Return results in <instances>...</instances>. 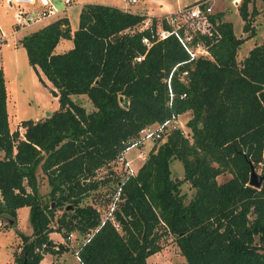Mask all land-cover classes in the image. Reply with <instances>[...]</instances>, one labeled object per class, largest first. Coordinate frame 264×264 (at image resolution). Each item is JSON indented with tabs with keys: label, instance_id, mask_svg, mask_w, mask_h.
<instances>
[{
	"label": "trees",
	"instance_id": "16d2710c",
	"mask_svg": "<svg viewBox=\"0 0 264 264\" xmlns=\"http://www.w3.org/2000/svg\"><path fill=\"white\" fill-rule=\"evenodd\" d=\"M253 1L239 6L247 35L237 36L222 12L214 14L219 36L198 34L211 57L189 58L174 33L157 37L154 16L137 27L145 13L97 1L81 5L74 29L60 15L21 35L29 63L58 90L59 106L21 118L22 132L11 129L0 65V214L12 224L17 208L28 204L32 225L30 233L19 231L11 264H39L44 253L67 250L50 231L67 236L74 229L85 234L76 250L81 264H149L166 234H173L186 264H264V178L258 187L249 184V162L264 173V38L237 59L255 33ZM62 37L73 45L56 51ZM181 60L169 89L167 76ZM183 69L187 81L179 77ZM75 93H85L93 108ZM187 110L189 135L171 129L135 173L116 177L114 194L118 181L121 188L112 217L82 203L111 178L97 175V168L112 162L142 126ZM173 158L183 164L182 179L171 174ZM38 166L51 185L49 200L39 190ZM225 171L232 176L219 181ZM182 180L194 187L187 201Z\"/></svg>",
	"mask_w": 264,
	"mask_h": 264
},
{
	"label": "rangeland",
	"instance_id": "374dc122",
	"mask_svg": "<svg viewBox=\"0 0 264 264\" xmlns=\"http://www.w3.org/2000/svg\"><path fill=\"white\" fill-rule=\"evenodd\" d=\"M73 0L75 2L74 6L67 7L69 11L71 23L73 26L78 24V9L80 4L86 2V0ZM87 1H97L109 4H121L122 0H87ZM195 0H141L132 7L138 10H148V11H165L167 8H176L183 6L185 4H190ZM226 8H231V21L234 24L235 33H239V36L247 35L249 32L243 30V22L241 21V16L238 14L239 6L236 7L231 5L230 0H214L213 6L216 10V4L220 3ZM39 1L36 0L34 4H24L25 8L34 9L32 7L38 6ZM58 7L64 6V2L57 0ZM67 4H65L66 6ZM249 10L255 7L256 12L251 16V27L254 28V35L242 43L241 47L237 53V59H241L251 45L254 44L253 41H261L264 38V5L261 0H254L249 4ZM143 6H146L145 9ZM15 6L11 5L8 0H0V29L8 35L7 42H3L0 45V64L4 66L5 77L7 79V87L9 90V122L10 128L14 129L16 127L22 132L24 127L20 125V118L25 117H35V116H45L46 110H54L59 106L58 96L53 94L51 91L52 86H47L40 78L45 77L42 71L39 73L37 70L29 63L27 58L26 49L23 45L14 43V36L12 31L14 28L18 27L14 23L13 12ZM150 17H145L137 27H143L151 23L152 17L154 16L157 21V27L160 25L161 13L149 15ZM52 17L48 16L47 18ZM38 23L34 24L37 25ZM33 26V25H32ZM20 32L25 31V27L19 25ZM29 28V27H27ZM17 34V33H16ZM64 42H59L56 45V51L62 50ZM73 98L85 105L87 110L93 108V104L85 93H75ZM191 115L190 110L180 113V118L183 120V128L190 133V127L187 125L186 120ZM166 134L164 135L165 138ZM159 139H143L138 145H133L127 150L129 157L134 158V162H140L142 156H138L137 152L139 148L148 150L154 143H158ZM2 154V151H0ZM171 174L177 178H183L184 168L181 160L179 158H173L170 162ZM112 169V171H111ZM256 171L261 172L260 167H255ZM37 174L39 177V190L43 194V197L47 200L50 199L48 194L51 187L46 173L42 170L40 166L37 168ZM97 175H102L103 177H111L106 183H104L99 189H94L89 192L83 199L82 203L90 202L96 205L101 214H105L108 210L110 201L114 195V189L116 187V177H123L124 171L122 165L113 160L109 164L102 165L96 170ZM232 174L225 171L218 175L217 179L219 181H224L230 178ZM181 190L185 193V201H187L194 192V187L190 184L188 180H182L180 183ZM27 205H24L19 210L18 218L12 223L8 224L7 218L0 214V264H10L13 262V249L17 248L21 237L19 231L24 233H30L32 231V225L29 219V213L27 210ZM64 204L56 208V214H59L64 209ZM72 208V207H71ZM55 225V218L52 220ZM53 239L55 241H63L68 244L69 248L61 253H48L44 255V259L47 258L50 264H80V260L76 256V250L82 240L85 239V234L78 229L71 230L72 234L70 236H64L59 230H53ZM162 248L152 255L147 257L149 264H186L185 256L180 252L179 247L174 240L173 234H166L161 238ZM43 259V260H44ZM43 262V261H42ZM44 264V263H42Z\"/></svg>",
	"mask_w": 264,
	"mask_h": 264
},
{
	"label": "built area",
	"instance_id": "2783aa9c",
	"mask_svg": "<svg viewBox=\"0 0 264 264\" xmlns=\"http://www.w3.org/2000/svg\"><path fill=\"white\" fill-rule=\"evenodd\" d=\"M11 4L15 6L13 12L14 20L17 26L27 25L33 20H39L45 16L57 15L63 9L59 8L53 0H41L43 3L42 8L38 10L25 8L24 4L33 3L34 0H8ZM214 0H195L190 4H185L183 6L176 7L174 9L167 8L161 13L160 25L156 27L157 37H164L170 33H174L187 52L189 53V58H195L198 55H206V57H211L209 44L204 42L198 34H205V37L213 38L214 36H219L220 32L218 30V20L214 16L216 10L213 6ZM65 3L70 4L72 0H64ZM122 8L129 10L132 5L136 4L138 0H122ZM231 5L235 7L240 6L242 0H230ZM163 21H166L170 26H164ZM196 36V38H195ZM144 40H147L146 37H143ZM8 35L4 30L0 29V45L3 42H7ZM143 53L137 54L136 59H141ZM183 60L178 61L174 64L167 76V83L169 89H171V75L173 70L177 68L179 63ZM187 69L180 71L179 77L181 80L187 81ZM185 92L182 93V95ZM183 120L180 118V113H173L170 117H167L161 121L146 124L139 129L138 137L125 146L116 156L114 160L118 161L124 171V177L129 174L136 172V168L133 166L130 157L127 156L126 152L129 147L133 145H138L143 139H156L164 138V135L167 134L173 128H180L181 132L185 135H189L187 130L183 128ZM146 151L139 148L137 155L145 157ZM120 181L117 182V190L113 195L112 200L110 201L108 210L104 215L112 217L113 208L116 205V199H118L119 191L121 188ZM72 233L69 232L68 236ZM77 257L78 254L76 253Z\"/></svg>",
	"mask_w": 264,
	"mask_h": 264
},
{
	"label": "crops",
	"instance_id": "0c3cea01",
	"mask_svg": "<svg viewBox=\"0 0 264 264\" xmlns=\"http://www.w3.org/2000/svg\"><path fill=\"white\" fill-rule=\"evenodd\" d=\"M39 1V4H38V6L36 7L35 5H33L32 7H35L34 8V10H38V9H40V8H42V6H43V3H42V1L41 0H38ZM54 1V3L56 4L57 3V0H53ZM62 2H64V0H61ZM85 1V0H84ZM83 1V2H84ZM87 1V0H86ZM141 0H138V2L137 3H139ZM36 2V0H34V2L32 3V4H34ZM10 3V2H9ZM65 3V2H64ZM11 4V3H10ZM65 4H67L66 6H65ZM64 4V6H59V8H61V9H63L59 14H57V15H52V17H49V18H47L48 16H45V17H42V18H40L39 20H33V21H31L29 24H27V25H23V27H25L26 29H25V31H22V32H20V28H18V27H16V28H14L13 29V31H12V34L13 35H15L14 36V43H17V45H19V44H21V42H20V37H21V35L23 34V33H25V32H27V31H29V30H32V29H35V28H37V27H39V26H41V25H43V24H45L46 22H48V21H50V20H52V19H54L55 17H58V16H60V15H67L68 16V18H69V21H70V26H71V29H74V28H76L77 26H73L72 25V23H71V19H70V15H69V11H67V7L69 6V7H73L74 6V4H75V2H73V0H72V2L70 3V4H68V3H65ZM122 4H123V2L121 3V4H116V5H119V6H122ZM11 5H13V4H11ZM30 5H31V3H30ZM57 5V4H56ZM81 5L82 4H80V7H81ZM135 5V4H134ZM58 6V5H57ZM133 6V5H132ZM216 6V12H222L223 13V16H222V19L223 20H226V21H229V22H231L232 23V21H231V15H232V12H231V8H226L225 6H223L222 4H221V2L220 3H218V4H216L215 5ZM80 7H79V9H78V19H79V10H80ZM145 9H147L146 8V6H143ZM29 8V7H28ZM237 7H236V11H237ZM129 10H132V11H136V12H141V13H145L146 14V17L148 16V17H150L149 15H154V14H160V13H162L163 11H148V10H138V9H135V8H133V7H131ZM238 14L240 15V13L238 12ZM241 21L243 22V20H242V18H241ZM14 23H15V20H14ZM36 23H38L37 25H34V24H36ZM16 24V23H15ZM233 24V23H232ZM33 25V26H32ZM78 25V24H77ZM27 27H29V28H27ZM235 27V26H234ZM235 30V29H234ZM17 33V34H16ZM237 34V36H239V33H236ZM245 36V35H244ZM249 39V38H248ZM247 40V39H246ZM245 41V40H244ZM59 42H64L63 44H64V46H63V48H62V50H65V49H67V48H69L70 46H72L73 45V40H72V38H69V37H62V38H60V40L57 42V44L59 43ZM254 42V44L255 43H258V41H253ZM260 42V41H259ZM56 44V45H57ZM253 44V45H254ZM22 45V44H21ZM56 45H55V49H56ZM253 45H251V47L253 46ZM251 47L248 49V51L251 49ZM62 50H60V51H62ZM248 51L245 53V55L248 53ZM244 55V56H245ZM1 65V64H0ZM2 66V65H1ZM3 67V70H4V66H2ZM41 72V71H40ZM4 74H5V70H4ZM42 74H44L43 72H42ZM44 76H45V74H44ZM43 79H44V83L47 85V86H52V87H54L53 86V84L51 83V81L45 76V77H43ZM5 84H6V88H7V110H8V101H9V90H8V87H7V79H6V77H5ZM57 96H58V94H57ZM39 117H41V116H35V117H33V118H39ZM8 118H9V110H8ZM21 119V118H20ZM9 124H10V122H9ZM21 125V124H20ZM130 148V147H129ZM128 148V149H129ZM145 150V149H144ZM146 151V153H147V151L148 150H145ZM126 154H127V152H126ZM127 156H128V154H127ZM129 157V156H128ZM144 158L145 157H142V160H140V162H134V158L133 157H130V159H131V162H132V164H133V166L137 169L138 168V166L141 164V162L144 160ZM24 205H27L28 207H27V210H28V213H29V205L28 204H23V205H21V206H19L18 208H17V218H18V215H19V210H20V208L22 207V206H24ZM53 230L52 231H50V235H51V237L53 238L54 237V235H53ZM54 240H56V239H54ZM66 242V241H65ZM48 253H51V252H46V253H44V255H46V254H48ZM150 255H152V254H150ZM77 256V255H76ZM78 259H79V257H77ZM44 256L41 258V260H40V262H39V264H42V263H44V264H50V261H49V259H47V258H45L44 260ZM80 260V259H79ZM43 261V262H42ZM11 264V263H10ZM80 264H81V262H80Z\"/></svg>",
	"mask_w": 264,
	"mask_h": 264
},
{
	"label": "water",
	"instance_id": "95a60500",
	"mask_svg": "<svg viewBox=\"0 0 264 264\" xmlns=\"http://www.w3.org/2000/svg\"><path fill=\"white\" fill-rule=\"evenodd\" d=\"M51 91L53 94L57 95L58 94V90L55 87L51 88ZM120 101L122 102L123 105H127L128 104V99L124 98L123 95L120 96ZM51 112V110H46V115H48ZM249 171H250V178H249V184L252 185L253 187L255 186H260L262 183V180L264 178V173L256 171V169L254 168L252 162H249ZM66 207H72V203H68L66 205ZM12 221V219L10 220Z\"/></svg>",
	"mask_w": 264,
	"mask_h": 264
}]
</instances>
